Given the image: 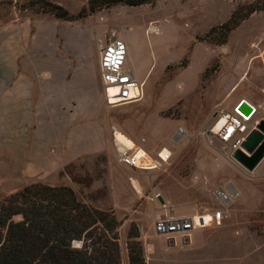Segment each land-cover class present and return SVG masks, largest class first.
<instances>
[{
	"label": "rangeland",
	"instance_id": "rangeland-1",
	"mask_svg": "<svg viewBox=\"0 0 264 264\" xmlns=\"http://www.w3.org/2000/svg\"><path fill=\"white\" fill-rule=\"evenodd\" d=\"M47 1L78 18H59L42 0H0V202L36 182L71 186L81 200L118 216L122 264H130L136 218L149 264H264V159L248 170L214 131L225 114L236 116L241 99L257 107L245 123L250 131L264 119V9L231 30L224 26L259 0ZM151 22L157 36H145L136 54L147 70L144 97L109 105L101 43ZM72 31L92 41L90 53L72 48ZM115 127L158 168L120 162ZM233 186L239 192L230 196ZM218 190L238 212L198 230L210 247L193 251L180 237L169 247L158 238L155 222L166 205L179 215L214 213L225 209Z\"/></svg>",
	"mask_w": 264,
	"mask_h": 264
},
{
	"label": "trees",
	"instance_id": "trees-1",
	"mask_svg": "<svg viewBox=\"0 0 264 264\" xmlns=\"http://www.w3.org/2000/svg\"><path fill=\"white\" fill-rule=\"evenodd\" d=\"M42 1L59 18H78L60 4ZM121 1L137 5L146 0L106 4ZM262 9L264 0L252 3L246 14L234 13L224 26L231 30ZM120 226L113 210L81 200L71 186L32 183L0 202V264H122ZM140 236L133 223L128 233L130 264H149Z\"/></svg>",
	"mask_w": 264,
	"mask_h": 264
},
{
	"label": "built area",
	"instance_id": "built-area-1",
	"mask_svg": "<svg viewBox=\"0 0 264 264\" xmlns=\"http://www.w3.org/2000/svg\"><path fill=\"white\" fill-rule=\"evenodd\" d=\"M99 55L100 72L107 103L109 105H116L140 100L143 97L142 84H140L136 80L133 72L126 68L128 57L127 43L124 40L118 38L108 42L107 44L101 43ZM235 109V117L239 119V121L233 118L234 121L230 122L229 125L223 127L218 133L221 141L229 144L232 151H235L236 149L241 147L243 140L250 131L248 129V125H246L245 123L250 122V117L252 116H246L239 109V106H237ZM226 115L229 116L231 114ZM243 119L246 120L244 121ZM116 146L118 149L120 162L132 166H137L134 161V149H124L119 146L117 141ZM170 156L171 153L169 152L168 157L170 158ZM162 158L163 157L161 156V159ZM217 196L223 204L231 200L229 194L225 190H218ZM223 217L224 212H216V223L220 225ZM199 226L203 227L204 222L198 224L195 218L159 216L155 222V229L158 235H166L168 238H171L172 234L174 233H184Z\"/></svg>",
	"mask_w": 264,
	"mask_h": 264
},
{
	"label": "crops",
	"instance_id": "crops-1",
	"mask_svg": "<svg viewBox=\"0 0 264 264\" xmlns=\"http://www.w3.org/2000/svg\"><path fill=\"white\" fill-rule=\"evenodd\" d=\"M156 27H157V25L155 24V22H151L145 28H143V27L138 28V29H128V28H125V29H123L124 30L123 32H117L116 31V33H114V36L110 40V41H113L116 38H118V39L124 40L127 43V46H128V57H127V62H126V68L128 70H131L133 72L134 77L136 78V80L140 84H142L143 97H144V94H145L144 85L146 83V78H147L146 72H147V70H145L143 68L142 64L139 63V60L136 57V54H137V51H140V50L144 49V40H145L144 38H145V36L146 37H148V36L150 37L151 34L157 36V33L158 32L156 31V29H157ZM145 30H148V35L145 34V32H144ZM73 32L74 31H72V34H70L72 36V38L69 39L70 43H72V45H73L72 48H74V46L86 48L85 51H87V52L90 53L93 50V48H94L92 41L89 40L88 38H86V39L83 38L82 40H76V39L73 38V36L77 35V33L78 34H80V33L79 32L73 33ZM101 40L103 42H105V39L104 38H101ZM139 40H141V42ZM110 41H108V42H110ZM139 45H141V46L139 47ZM63 66H64V64H63ZM64 67L67 68V69L70 68V66H64ZM66 84H67V81H66V83H65L64 86H66ZM102 85H103V83H102ZM99 86L100 85L98 84V88H99ZM70 87H72V86H70ZM69 91L68 90H64L63 93H65V95H66V94L69 93ZM70 92H72V90ZM140 100H138V101H140ZM129 103H134V102H129ZM129 103H127V104H129ZM240 103H241V101L238 103V105ZM64 104L67 105L64 108H66V107L69 108L68 106L73 107V101H71L70 103H64ZM132 183H133L132 185H133V187H135V189H137V190L142 189V186L140 185V182H139L138 179L132 178ZM128 187L130 189H132V187L130 186V184H128ZM235 192H239V188L233 186L232 187V192L230 193V196H233L231 194H233ZM233 203H234V200L231 199L227 203L223 204L225 206V209L219 208L214 213L194 214V215H192V214L179 215L176 212V210L174 212L173 210L167 209L168 206L166 205V210H164V211L162 210V212H160V214L157 211L156 214H155V217H156V215L159 214L157 216V218L159 216H173V217H176V218H181V217H183V218H189L187 216H191V218H194V216H197V215H206V214H209L211 217L214 218L216 212L222 211V212H224V217L225 218H229V217L232 218L234 216V214L238 212L237 209H236V207H234ZM135 222L138 224L139 229H140V232L142 234V238L144 239V237H146V235H145V232L146 231H144V229H143V227L141 225L140 219L139 218H136ZM212 224H213V222H212ZM203 227H200V226L199 227H195V228H193V229H191V230H189L187 232H184V233H174V234H172V237L171 238H168V237H165V236H160V235L158 236V238L161 241H164V239L166 241L168 240L166 242L167 243V246L174 247V246L177 245V243H178L177 240L180 237V238L183 239L181 245H186L187 247L191 248L193 251H199V250L204 249L206 247H210L209 235H206V238H204V237H202L200 235V233L198 231L199 229H202ZM201 237H202V239H200Z\"/></svg>",
	"mask_w": 264,
	"mask_h": 264
},
{
	"label": "water",
	"instance_id": "water-1",
	"mask_svg": "<svg viewBox=\"0 0 264 264\" xmlns=\"http://www.w3.org/2000/svg\"><path fill=\"white\" fill-rule=\"evenodd\" d=\"M239 109L246 115L254 113V106L243 99ZM233 157L248 170L253 171L264 159V119H261L255 127L247 134L241 147L233 152ZM162 203L165 200L160 196Z\"/></svg>",
	"mask_w": 264,
	"mask_h": 264
},
{
	"label": "bare ground",
	"instance_id": "bare-ground-1",
	"mask_svg": "<svg viewBox=\"0 0 264 264\" xmlns=\"http://www.w3.org/2000/svg\"><path fill=\"white\" fill-rule=\"evenodd\" d=\"M112 91H114V90H112ZM245 100H247V99H245ZM136 101H138V100H136ZM247 101L249 103L253 104L251 101H249V100H247ZM132 102H135V101H132ZM127 103H129V102L121 103V104H116L115 106L122 105V104H127ZM237 105L235 107H237ZM253 106H254V108H257L254 104H253ZM256 113H257V110L250 117V121L254 118V116L256 115ZM233 118L239 121V119H237L235 116H233V115L227 116L225 114L223 117H221L220 119H218L214 131L216 133H219L220 130L223 127L229 125L230 122H233L234 121ZM243 120L245 121L246 119H243ZM115 139L118 142L119 146L122 147V148H124V149L132 150L136 146V144L129 137H127L125 134H123L117 127H115ZM134 161H135V163H136V165L138 167L143 168V169H155V168H158V166H159L158 161L155 160L143 148L136 149L135 154H134ZM164 161H166V160H164ZM194 218H195V220L197 221L198 224L204 222V225L205 226L212 225L213 217H211L209 214H206V215H197V216H194Z\"/></svg>",
	"mask_w": 264,
	"mask_h": 264
},
{
	"label": "flooded vegetation",
	"instance_id": "flooded-vegetation-1",
	"mask_svg": "<svg viewBox=\"0 0 264 264\" xmlns=\"http://www.w3.org/2000/svg\"><path fill=\"white\" fill-rule=\"evenodd\" d=\"M257 110V108H255V111Z\"/></svg>",
	"mask_w": 264,
	"mask_h": 264
}]
</instances>
